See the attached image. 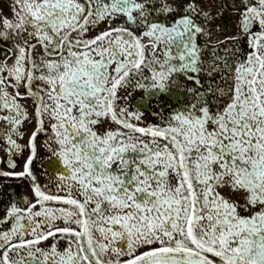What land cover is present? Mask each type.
<instances>
[{
  "label": "snow or ice",
  "instance_id": "snow-or-ice-1",
  "mask_svg": "<svg viewBox=\"0 0 264 264\" xmlns=\"http://www.w3.org/2000/svg\"><path fill=\"white\" fill-rule=\"evenodd\" d=\"M0 141V264H264V0H0Z\"/></svg>",
  "mask_w": 264,
  "mask_h": 264
},
{
  "label": "flooded vegetation",
  "instance_id": "flooded-vegetation-1",
  "mask_svg": "<svg viewBox=\"0 0 264 264\" xmlns=\"http://www.w3.org/2000/svg\"><path fill=\"white\" fill-rule=\"evenodd\" d=\"M32 130V125L29 124L28 125V131H31ZM27 137V133L25 134V139ZM0 144H2V141H0ZM5 158V153L3 151H0V168H3L5 167V165L2 163L3 159ZM18 163L22 165L23 163V160L18 158ZM19 170V169H17ZM37 171V175H39V169H36ZM42 182H43V178H41ZM3 181V178H0V182ZM8 187L10 189H15L17 191V193H20V192H26L28 190V186L25 184L23 189H20V188H16V181H11L9 184H8ZM7 200H6V197H0V205H2L3 203H6Z\"/></svg>",
  "mask_w": 264,
  "mask_h": 264
}]
</instances>
